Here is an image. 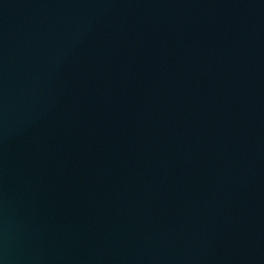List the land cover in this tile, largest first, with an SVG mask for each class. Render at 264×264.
<instances>
[{
	"label": "water",
	"instance_id": "water-1",
	"mask_svg": "<svg viewBox=\"0 0 264 264\" xmlns=\"http://www.w3.org/2000/svg\"><path fill=\"white\" fill-rule=\"evenodd\" d=\"M0 264H264V0H0Z\"/></svg>",
	"mask_w": 264,
	"mask_h": 264
}]
</instances>
